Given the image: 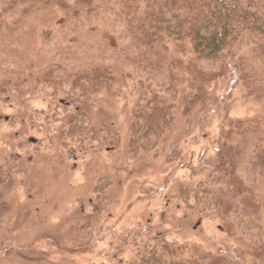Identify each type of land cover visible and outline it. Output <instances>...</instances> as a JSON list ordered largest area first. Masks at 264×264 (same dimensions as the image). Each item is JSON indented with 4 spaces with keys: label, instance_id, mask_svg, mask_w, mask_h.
Listing matches in <instances>:
<instances>
[{
    "label": "rangeland",
    "instance_id": "1",
    "mask_svg": "<svg viewBox=\"0 0 264 264\" xmlns=\"http://www.w3.org/2000/svg\"><path fill=\"white\" fill-rule=\"evenodd\" d=\"M21 12L5 21L0 43L8 47L0 53V68L18 67L23 54L26 60L35 58L37 70L72 66L86 73L87 92L78 104L91 129L109 130L118 143L114 149L98 142L80 146L66 141L68 146H61L54 136L59 127L54 114L64 108L53 102L50 86L21 103L11 93L2 97L10 101H0V264H115L128 255L112 260L118 238L138 227L213 253L236 246L235 235L249 221L264 225V199L255 197L251 187L243 145L254 129L264 130L261 78L245 81L241 62L214 76L184 62L177 73L176 97L165 95L173 106V121L151 152L130 157L128 129L135 107L143 105L136 94V74L115 70L117 63L100 43L88 50L100 41L94 33L85 45L71 47L81 48L77 58L62 61L55 50L69 52L70 41L83 31L64 29L57 19L50 23L52 10L44 17L37 11L27 16ZM51 24L58 30L56 39L44 34ZM235 132L234 185L231 192L215 187L225 213L211 206L200 214L190 207L193 196L180 191L209 186L208 160L217 148L215 140ZM30 138L37 145L22 147ZM62 152H71V157L62 159Z\"/></svg>",
    "mask_w": 264,
    "mask_h": 264
},
{
    "label": "trees",
    "instance_id": "2",
    "mask_svg": "<svg viewBox=\"0 0 264 264\" xmlns=\"http://www.w3.org/2000/svg\"><path fill=\"white\" fill-rule=\"evenodd\" d=\"M19 10L26 16L37 11L43 17L52 10L50 23L55 24L57 19L62 21L60 24L64 29L80 28V32L83 31L80 36L75 35V41H70L69 48L74 51L55 50L59 53L55 57L59 56L62 61L77 58L81 48L71 47L85 45L94 33L100 41L94 42L88 50L96 49L100 43L102 51H109L108 57L117 63L115 70H131L132 74L127 73V76L136 74V94L143 105L135 107L133 122L129 125L130 157L151 152L173 121V106L166 98L176 97L177 73L184 62L188 67L192 66V70L198 71V68L207 76L221 75L231 65L241 62V76L245 81L251 82L255 77L264 82V0H0V36L6 19ZM43 30L49 39L59 37L55 25ZM7 47L1 42L0 53ZM35 61L29 56L26 60L22 54L16 64L18 67L0 68V101H10L2 97L11 93L21 103L25 96L50 86L53 102H60V107L64 108L54 114L59 123L54 136L61 146H65L66 141L80 146L98 142L108 143L114 149L118 143L116 137H109V130H102L104 128L91 129L87 113L78 104L82 105L80 99L86 95L88 75L73 71L72 66L61 70L52 65L37 70ZM67 108H70L69 112L65 110ZM237 136L235 132L215 140L217 148L208 160L209 186L198 185L180 191V195L186 192L187 197L193 196L194 204L190 207L200 214L211 206L217 213H225L224 202L220 200L222 194L215 187L220 185L227 191L232 190L235 170L237 172L233 142ZM250 136L243 145L253 178L251 187L255 197L261 195L264 199V130L256 128ZM32 144L37 145V141L30 138L21 146L28 148ZM242 149L238 148V151L242 152ZM69 157L71 152H62V159ZM241 228L244 231L235 235L236 246L227 245L224 250L205 253L193 245L169 240L164 233L153 235L138 227L118 238L120 246L111 257L115 260L128 254L124 261L122 258L114 261L115 264H264L263 223L251 220Z\"/></svg>",
    "mask_w": 264,
    "mask_h": 264
}]
</instances>
